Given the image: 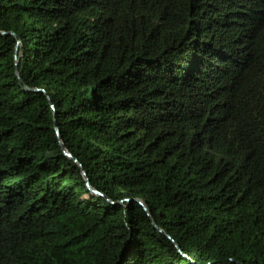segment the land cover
Here are the masks:
<instances>
[{
  "label": "trees",
  "instance_id": "16d2710c",
  "mask_svg": "<svg viewBox=\"0 0 264 264\" xmlns=\"http://www.w3.org/2000/svg\"><path fill=\"white\" fill-rule=\"evenodd\" d=\"M0 31V264H264V0H0Z\"/></svg>",
  "mask_w": 264,
  "mask_h": 264
},
{
  "label": "water",
  "instance_id": "95a60500",
  "mask_svg": "<svg viewBox=\"0 0 264 264\" xmlns=\"http://www.w3.org/2000/svg\"><path fill=\"white\" fill-rule=\"evenodd\" d=\"M0 33H2V34H6V32H4V31H0ZM10 34L16 35V34L13 33V32H10ZM19 44H20V41H19V39H18V45H19ZM17 74H18V76H19L18 71H17ZM20 81H21V79H20ZM20 83H21L22 88L25 89V90H32V91H37V90H39L38 88H29V87H27L22 81H21ZM58 134H59V132H58ZM64 151H65V153H66L68 156H70V157L72 156L71 153H69L65 148H64ZM74 160L77 161L76 158H74ZM82 174L84 175V178H85L86 185H87L88 189H89L93 194H95V195H100V196H104L105 198H107V197H106L105 195H103L100 191H98L97 189H95V188H93V187L91 186V184L89 183V179H88V177H87V174H86V171H85V170H82ZM107 199H108V198H107ZM141 203L143 204L144 208H146L147 211H148V213H149V210H148L147 206H146L143 202H141ZM158 229H159L162 233H165L162 229H160V228H158Z\"/></svg>",
  "mask_w": 264,
  "mask_h": 264
}]
</instances>
